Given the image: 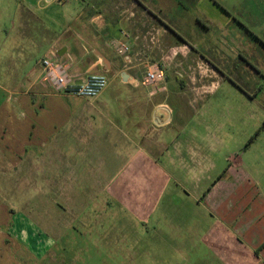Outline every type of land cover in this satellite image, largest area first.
Here are the masks:
<instances>
[{
  "label": "crops",
  "instance_id": "crops-1",
  "mask_svg": "<svg viewBox=\"0 0 264 264\" xmlns=\"http://www.w3.org/2000/svg\"><path fill=\"white\" fill-rule=\"evenodd\" d=\"M174 1L178 9L167 0H0V188L20 186L11 178L24 169L42 172L43 186L52 172H71L73 185L94 187L99 178L100 186L124 210L138 219L147 213L148 194L163 171L159 166L177 163L173 149L193 157V147L187 143L184 151L178 134L190 122L201 121L195 113L199 107L205 110L206 98L217 92L219 85L210 91L204 77L225 72L209 63L207 55H233L214 50L233 43L235 59L241 58L247 55L243 45L252 46L264 33V0H240L232 7L219 4L229 16L225 23L201 9L204 0ZM180 9L189 13L188 21ZM233 16L242 23L232 21ZM231 29L234 39L229 40ZM123 33L128 54L111 44L123 39ZM48 57L64 63L76 82L89 74H105L109 84L94 99L55 93L42 78ZM196 58L202 66V88L195 94L194 85L187 82L193 80L189 64ZM157 61L163 62L166 79L148 86L143 82L147 67ZM257 70V75L264 74L263 65ZM172 114L179 128L170 132L167 143L162 136L170 131ZM250 177L231 195L217 199L210 193L203 200L213 201L217 223L204 221L195 231L201 232L197 237L220 264H264V169L256 167ZM81 195L76 189L71 203ZM14 204L0 192V264H19L20 226L28 224L21 222ZM219 235H224V244H218ZM194 243H187L188 251Z\"/></svg>",
  "mask_w": 264,
  "mask_h": 264
},
{
  "label": "rangeland",
  "instance_id": "rangeland-1",
  "mask_svg": "<svg viewBox=\"0 0 264 264\" xmlns=\"http://www.w3.org/2000/svg\"><path fill=\"white\" fill-rule=\"evenodd\" d=\"M239 1L215 0V4L204 0L201 9L209 17L225 23L229 16L219 4L232 7L231 3ZM167 3L177 8L176 1L167 0ZM179 12L189 20V13L182 9ZM231 35L232 29L228 33L229 40L234 39ZM257 41L259 43L254 41L252 46L243 45L242 52L247 55L241 58L235 59L233 43L226 44V48L219 44L214 49L233 55H207L209 63L219 65L225 72L204 77L203 82L211 85L210 91L219 85L217 92L206 98L205 110L199 107L195 113L202 116L201 121L190 122L189 128L178 134L184 151L187 143L193 147V157L187 151L171 147L177 163L159 166L163 171L148 194L147 213L140 219L112 200L100 186L99 178V182L90 179L92 184L98 182L97 186L91 187L85 182L75 186L71 178L74 173L52 172L43 186L42 172L27 169L14 172L11 180L21 185L0 188V192L5 199H12L21 222L28 224L20 226L19 264H220L216 253L203 245L202 237H197L201 232L195 230L202 229L204 221L217 223L213 217V212H217L215 205L213 201L204 203L205 196L211 193L218 199L231 195L237 184L249 181L251 170L258 166L264 169V74L260 71L256 74L259 66L264 67V33ZM251 51L256 55H249ZM198 62L197 58L190 62L193 80L188 78L187 82L194 85L195 94L202 88ZM153 63L163 65L162 61ZM164 71L166 76V69ZM176 118V114H172L174 121L168 128L170 131L163 133L162 140L167 143L172 137L170 132H178ZM206 123L210 129L204 132ZM82 177L84 181V173ZM217 180L221 184L213 192ZM60 183L66 186L59 187ZM76 189L82 197L73 204L70 195ZM243 194L246 196L245 192ZM152 198L155 200L151 201ZM217 238L218 244L222 241L224 244V235ZM192 240L195 247L188 251L187 243Z\"/></svg>",
  "mask_w": 264,
  "mask_h": 264
},
{
  "label": "built area",
  "instance_id": "built-area-1",
  "mask_svg": "<svg viewBox=\"0 0 264 264\" xmlns=\"http://www.w3.org/2000/svg\"><path fill=\"white\" fill-rule=\"evenodd\" d=\"M123 39H115L112 46L120 53L128 54L131 49L127 42V34L123 33ZM164 64L153 63L147 67L144 84L148 86H158L165 79ZM43 81L46 82L55 93L94 99L99 97L109 84L108 76L105 74H89L81 83H77L75 78L68 72L64 63L48 57L43 61Z\"/></svg>",
  "mask_w": 264,
  "mask_h": 264
},
{
  "label": "flooded vegetation",
  "instance_id": "flooded-vegetation-1",
  "mask_svg": "<svg viewBox=\"0 0 264 264\" xmlns=\"http://www.w3.org/2000/svg\"><path fill=\"white\" fill-rule=\"evenodd\" d=\"M231 20L232 21H236V22H238V23H242V19L241 18H237L236 16H233V17H231ZM249 65H251V64H249ZM253 65H251V67H252Z\"/></svg>",
  "mask_w": 264,
  "mask_h": 264
},
{
  "label": "trees",
  "instance_id": "trees-1",
  "mask_svg": "<svg viewBox=\"0 0 264 264\" xmlns=\"http://www.w3.org/2000/svg\"><path fill=\"white\" fill-rule=\"evenodd\" d=\"M226 171H227V170H226ZM221 178H222V177H220L218 180H220ZM218 180H217V181H218ZM217 181H216V182H217Z\"/></svg>",
  "mask_w": 264,
  "mask_h": 264
},
{
  "label": "water",
  "instance_id": "water-1",
  "mask_svg": "<svg viewBox=\"0 0 264 264\" xmlns=\"http://www.w3.org/2000/svg\"><path fill=\"white\" fill-rule=\"evenodd\" d=\"M77 83H81V82H77Z\"/></svg>",
  "mask_w": 264,
  "mask_h": 264
}]
</instances>
